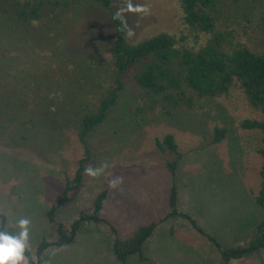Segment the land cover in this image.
<instances>
[{"label": "rangeland", "instance_id": "374dc122", "mask_svg": "<svg viewBox=\"0 0 264 264\" xmlns=\"http://www.w3.org/2000/svg\"><path fill=\"white\" fill-rule=\"evenodd\" d=\"M0 0V213L9 231L16 221L31 220L30 250L55 240L59 223L68 227L93 211L103 190L109 195L102 224L84 221L74 241L52 246L42 264H120L113 242L130 237L139 226L156 222L146 243V262L129 264H219L220 252L189 221L167 215L169 195L178 187V208L198 227L225 245L247 246L264 207L255 204L261 185L264 134L244 129L245 120H261L239 86L229 96L201 99L193 110L172 116L143 117L135 113L136 94L128 89L107 120L88 139L92 157L87 165L108 164L100 177L85 174V186L70 197L50 223L47 211L64 190V173L73 174L85 156L78 133L81 118L94 111L114 84L110 64L116 39L109 11L96 0H61L70 7L30 25ZM128 0H113L117 13ZM147 5L149 14L124 12L127 39L169 33L198 49L208 36L184 21L180 0H132ZM215 15L218 29L234 31L252 51L264 49V0H224ZM131 31L133 35L129 36ZM216 128L227 129L219 144ZM173 134L183 154L175 181L166 167L169 155L155 140ZM121 177L113 189L109 181ZM112 229L116 230L114 234ZM232 264H264V250Z\"/></svg>", "mask_w": 264, "mask_h": 264}, {"label": "trees", "instance_id": "16d2710c", "mask_svg": "<svg viewBox=\"0 0 264 264\" xmlns=\"http://www.w3.org/2000/svg\"><path fill=\"white\" fill-rule=\"evenodd\" d=\"M224 0H180L184 12V21L193 31L208 36L204 45L198 49L184 44V38L178 39L169 33H160L144 38L139 43H130L127 39L128 22L117 16L113 10V0H96L109 11L115 24L116 39L111 46L110 64L114 74V84L105 93L98 107L85 114L80 120L79 142L84 149V157L78 162L73 174L64 173V190L58 201L52 205L46 215L50 223L70 197L80 195L85 186V169L91 160L92 152L88 139L107 120L122 94L133 89L136 94L135 113L139 116H172L175 110H193L201 99L229 96L235 86L242 89L249 106L263 116L261 120H245L244 129L260 130L264 134V49L252 51L246 44L235 38L234 31L218 29V11ZM48 16L70 7L69 2L48 0ZM45 0H14L9 6L15 16L27 25L40 21L44 17ZM4 8L0 2V10ZM227 129L216 128L213 143L219 144L225 138ZM157 150L169 155L166 167L176 179L177 169L183 154L173 134L155 140ZM264 158V149L261 150ZM261 185L255 204L264 207V164L261 171ZM108 190H103L94 199L93 211L75 221L71 227L59 223L55 240L42 241L35 254L29 249L26 255L36 257V264H42L44 252L52 246L59 248L71 244L80 231L84 221L102 224V213L108 199ZM169 218L181 217L202 235L206 236L220 252L219 264H232L264 250V219L255 227L253 239L247 246L232 247L219 243L198 227L197 221L178 208V187L173 184L169 195ZM6 225V217L0 213V227ZM157 224L151 222L142 225L128 238H116L113 253L120 264H129L131 258L146 262L145 246L154 236ZM116 233L115 229H112ZM149 264V263H148Z\"/></svg>", "mask_w": 264, "mask_h": 264}, {"label": "clouds", "instance_id": "9594fccd", "mask_svg": "<svg viewBox=\"0 0 264 264\" xmlns=\"http://www.w3.org/2000/svg\"><path fill=\"white\" fill-rule=\"evenodd\" d=\"M124 12H134L147 15L150 9L147 5L133 4L132 0H128L126 7L121 8L116 15L120 16ZM131 36L133 33L128 32ZM108 168L107 163H103L97 167H89L85 169V174L91 177L102 176ZM122 183L121 177H115L109 181L111 188L115 189ZM30 225L31 220L26 217L19 218L16 221L15 231H9L7 226L0 227V264H36V257H29L26 252L30 249Z\"/></svg>", "mask_w": 264, "mask_h": 264}, {"label": "crops", "instance_id": "0c3cea01", "mask_svg": "<svg viewBox=\"0 0 264 264\" xmlns=\"http://www.w3.org/2000/svg\"><path fill=\"white\" fill-rule=\"evenodd\" d=\"M169 213H170V212H169ZM147 225H148V224H147ZM155 231H156V230H155ZM154 235H155V233H154ZM150 240H152V238H151ZM150 240H149V241H150Z\"/></svg>", "mask_w": 264, "mask_h": 264}]
</instances>
